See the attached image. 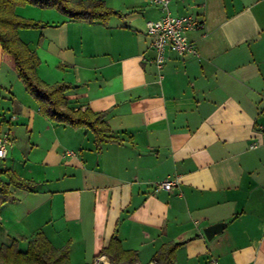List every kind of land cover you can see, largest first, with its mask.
I'll return each mask as SVG.
<instances>
[{"label":"crops","instance_id":"crops-1","mask_svg":"<svg viewBox=\"0 0 264 264\" xmlns=\"http://www.w3.org/2000/svg\"><path fill=\"white\" fill-rule=\"evenodd\" d=\"M102 1L118 13L104 23L27 4L47 25L18 34L30 48L37 39L39 78L69 84L70 107L104 112L113 141L42 114L0 46V136L12 142L0 187L16 197L0 206V245L16 239L24 251L42 231L69 264H114L113 237L133 264H157L170 243H180L175 264H264V146L250 147L264 138V0H169L172 15L204 25L187 32L198 56L169 50L161 67L146 31L158 7ZM164 179L176 184L155 189Z\"/></svg>","mask_w":264,"mask_h":264},{"label":"trees","instance_id":"trees-1","mask_svg":"<svg viewBox=\"0 0 264 264\" xmlns=\"http://www.w3.org/2000/svg\"><path fill=\"white\" fill-rule=\"evenodd\" d=\"M31 4L40 8H52L63 15L86 22H106L110 16L118 14L102 0H0V46L2 59L12 67L24 88L33 96L39 111L51 121L73 127H87L95 135L97 145L113 141L108 136L104 112H94L90 108L74 109L69 106L65 92L71 87L67 83L47 84L37 74L40 59L37 53L24 43L19 29H35L43 25L39 20L24 18L15 13L17 5ZM47 25V24H45ZM9 182L18 187L30 188L28 181L20 179L12 170H6ZM16 197L6 187H0V206ZM180 243L163 245L154 255L157 264H175V250ZM105 253L114 264H133L135 251H125L120 241L113 237ZM0 264H69L67 248L57 249L42 231H38L29 241L26 250L18 247V240L0 245Z\"/></svg>","mask_w":264,"mask_h":264},{"label":"built area","instance_id":"built-area-1","mask_svg":"<svg viewBox=\"0 0 264 264\" xmlns=\"http://www.w3.org/2000/svg\"><path fill=\"white\" fill-rule=\"evenodd\" d=\"M146 2L158 7L160 17L146 21L147 34L152 38L151 47L155 53L154 62L157 67H161L166 59L167 51L176 52L181 57L186 54L198 56V51L188 40L187 32L197 28H202L204 23L192 14L172 15L169 9V0H145ZM162 77V75H160ZM12 142L9 134L0 136V158L6 157L8 149ZM258 145L264 146V138L261 141H253L251 148ZM176 181L173 179H164L155 181V189L170 190ZM92 264H112L105 260L104 255H97ZM208 264H221L218 259L210 258Z\"/></svg>","mask_w":264,"mask_h":264},{"label":"rangeland","instance_id":"rangeland-1","mask_svg":"<svg viewBox=\"0 0 264 264\" xmlns=\"http://www.w3.org/2000/svg\"><path fill=\"white\" fill-rule=\"evenodd\" d=\"M17 7V11H16V13L18 14V15H21L22 17H24V18H27V14L31 17H34V16H38V17H40L41 16V13H37V10H31V9H33V8H29V6H27V4H25V5H17L16 6ZM15 7V8H16ZM28 7V8H27ZM34 9H36V8H34ZM40 9V8H39ZM19 11H23L24 12V14H21V13H19ZM38 17H34V18H38ZM43 26H45V24L46 23H41ZM41 28V27H40ZM35 29H39V28H35ZM26 31H27V29H26ZM37 38V37H36ZM20 39L24 42V43H26L27 44V32H23V37H20ZM31 44H33V46L36 48V44H38V42H37V39H35L34 40V42H31ZM34 47H31L32 48V50H34L33 48ZM40 65V64H39ZM19 79V78H18ZM20 81V80H19Z\"/></svg>","mask_w":264,"mask_h":264},{"label":"water","instance_id":"water-1","mask_svg":"<svg viewBox=\"0 0 264 264\" xmlns=\"http://www.w3.org/2000/svg\"><path fill=\"white\" fill-rule=\"evenodd\" d=\"M225 223H215L212 225L207 226L204 229V234L207 239H211L217 232L221 231L224 227Z\"/></svg>","mask_w":264,"mask_h":264}]
</instances>
